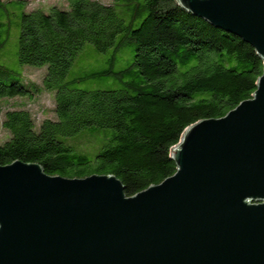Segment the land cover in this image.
Segmentation results:
<instances>
[{"label":"trees","instance_id":"1","mask_svg":"<svg viewBox=\"0 0 264 264\" xmlns=\"http://www.w3.org/2000/svg\"><path fill=\"white\" fill-rule=\"evenodd\" d=\"M88 47L108 53L102 70L67 79ZM127 53L131 62L121 68ZM263 64L249 44L175 0H61L36 8L0 0V166L35 163L70 179L112 175L133 196L176 172L170 150L186 128L251 99ZM24 69L37 70L40 82ZM96 78L119 88H78ZM45 93L52 117L36 120L27 103Z\"/></svg>","mask_w":264,"mask_h":264},{"label":"water","instance_id":"2","mask_svg":"<svg viewBox=\"0 0 264 264\" xmlns=\"http://www.w3.org/2000/svg\"><path fill=\"white\" fill-rule=\"evenodd\" d=\"M264 61V0H175ZM176 172L126 196L115 176L0 166V264H264V64L251 99L184 130Z\"/></svg>","mask_w":264,"mask_h":264},{"label":"rangeland","instance_id":"3","mask_svg":"<svg viewBox=\"0 0 264 264\" xmlns=\"http://www.w3.org/2000/svg\"><path fill=\"white\" fill-rule=\"evenodd\" d=\"M27 4H29L30 8H36L39 7L40 4L47 5L48 3H58L61 2V0H26ZM102 2L109 3L112 0H101ZM42 6V5H41ZM15 37V38H14ZM16 37L17 33L13 34V38L15 39L16 43ZM10 51H13L10 49ZM108 58V53H98L95 49L88 47L86 48L80 55V58L75 62L74 66L70 69L67 79H73L75 77H85L89 74H92L94 72H98L102 70L103 63ZM131 62L130 55L125 54L123 56V62L120 64L121 68H125L129 63ZM29 67V66H27ZM31 68V67H30ZM24 75H26L29 79L35 80L36 82H40V76L39 72L37 70L33 69H24L23 70ZM79 89L82 90H116L119 88V85L111 80L106 78H96L89 80L81 85L78 86ZM13 102L12 100L9 101V103ZM28 108L32 112V115L36 118V120L43 119L44 117H52L51 116V110L53 108V100L52 96L50 94H43L38 100L35 102H28L27 103ZM6 137V134L4 131L0 130V142L3 141ZM82 146H85V141H82ZM87 146V145H86ZM97 152V149L94 147L90 150V158L94 156V154Z\"/></svg>","mask_w":264,"mask_h":264}]
</instances>
